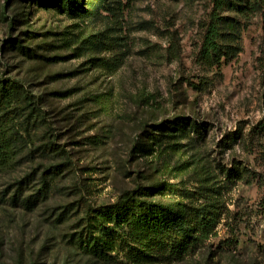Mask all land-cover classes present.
Masks as SVG:
<instances>
[{
    "label": "rangeland",
    "instance_id": "374dc122",
    "mask_svg": "<svg viewBox=\"0 0 264 264\" xmlns=\"http://www.w3.org/2000/svg\"><path fill=\"white\" fill-rule=\"evenodd\" d=\"M218 1L78 0L70 15L0 0V81L18 90L0 108V264H166L106 263L76 242L90 209L160 186L149 202L221 212L171 264H264V21L224 0L227 56L209 66Z\"/></svg>",
    "mask_w": 264,
    "mask_h": 264
},
{
    "label": "trees",
    "instance_id": "16d2710c",
    "mask_svg": "<svg viewBox=\"0 0 264 264\" xmlns=\"http://www.w3.org/2000/svg\"><path fill=\"white\" fill-rule=\"evenodd\" d=\"M56 8L70 15L82 12L78 0H57ZM219 0L206 27L201 57L209 66L220 65L227 52L221 50V28L224 18L219 13L226 5ZM244 15L259 13L264 21V0H244ZM106 69L116 71L122 64L117 55L101 59ZM18 94L13 84L0 81V108L15 100ZM169 129V128H168ZM7 140L0 133V162L8 150ZM61 173L54 169L50 178ZM162 187L150 188L149 193H139L115 205L90 209L86 214V226L76 238L80 249L87 255L106 263L117 262L121 255L131 263L179 262L194 254L211 237L221 219L217 205L204 202L198 206L155 204L146 198L161 192ZM141 194V195H140ZM141 197H145L142 199ZM117 249L118 252H115Z\"/></svg>",
    "mask_w": 264,
    "mask_h": 264
}]
</instances>
